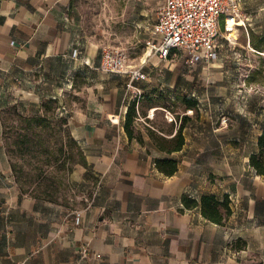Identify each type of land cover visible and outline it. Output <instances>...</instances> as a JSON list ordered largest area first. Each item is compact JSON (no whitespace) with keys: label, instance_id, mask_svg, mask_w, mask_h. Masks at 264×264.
<instances>
[{"label":"crops","instance_id":"obj_1","mask_svg":"<svg viewBox=\"0 0 264 264\" xmlns=\"http://www.w3.org/2000/svg\"><path fill=\"white\" fill-rule=\"evenodd\" d=\"M164 1L130 0L124 9L126 38L144 44L140 53L126 44L128 65L147 75L130 83L101 69L99 43L80 24L74 0H0V264H264V174L250 164L262 130L245 115L242 88L230 107L215 99L227 89H206L211 115L185 123L180 150H160L147 132L152 125L136 122L144 143L125 130L133 100L177 85L172 58L145 55ZM257 1L239 0L237 12L221 15L219 48L264 55V8L251 9ZM130 53L140 61L130 62ZM49 97L64 107L97 180L79 209L22 192L7 156L6 109ZM226 112L233 119H222ZM157 158L177 159L178 170L163 173ZM210 194L230 199L222 223L183 201Z\"/></svg>","mask_w":264,"mask_h":264},{"label":"rangeland","instance_id":"obj_2","mask_svg":"<svg viewBox=\"0 0 264 264\" xmlns=\"http://www.w3.org/2000/svg\"><path fill=\"white\" fill-rule=\"evenodd\" d=\"M130 0H74V6L79 12L80 24L87 34L99 43V50L105 48H122L126 52L143 51L142 42H131L126 38V15L124 9ZM261 1V2H260ZM258 0L251 9L264 8V0ZM140 0H134V5ZM126 44L129 48H126ZM220 49V51H219ZM218 57L210 61H197L193 66L180 57H173L178 74L175 89L167 91L166 87H156L153 100L141 99L139 106L143 110L138 125H152L156 130L164 131L168 136L181 122L191 118L204 119L207 97L203 96L206 89L228 90L227 96H216L224 100L230 107L237 100L233 90L242 88V105L258 121L257 132L264 125V55L251 50L218 47ZM130 62L140 61L138 54L130 53ZM188 79V80H187ZM187 88L185 93L182 92ZM192 91H189L191 90ZM190 95L198 100V108L187 109L182 101L176 99L175 93ZM195 92V96H192ZM238 95V94H237ZM73 96L71 95L70 98ZM52 98V97H49ZM39 106L36 103L25 107L22 103L12 105L3 114L4 142L13 175L20 190L38 198L61 202L73 209H79L90 201L97 184L96 177L88 169L84 153L72 137L68 122L62 107L56 103ZM45 100V101H46ZM138 100V98H137ZM155 108L154 110H151ZM249 109H253L250 113ZM47 115L45 121L32 122L33 116ZM223 118H231L225 113ZM221 120V117L220 119ZM20 175L25 183L22 189L18 182Z\"/></svg>","mask_w":264,"mask_h":264},{"label":"built area","instance_id":"obj_3","mask_svg":"<svg viewBox=\"0 0 264 264\" xmlns=\"http://www.w3.org/2000/svg\"><path fill=\"white\" fill-rule=\"evenodd\" d=\"M239 0H165L157 11V22L146 42L145 55L162 59L180 57L188 66L218 57L221 15L237 12ZM122 48H105L101 69L125 74L130 83L146 79L143 67L130 68Z\"/></svg>","mask_w":264,"mask_h":264},{"label":"trees","instance_id":"obj_4","mask_svg":"<svg viewBox=\"0 0 264 264\" xmlns=\"http://www.w3.org/2000/svg\"><path fill=\"white\" fill-rule=\"evenodd\" d=\"M155 93H156V88L153 89L150 94L145 95L142 99L146 98L148 101H151L153 100V95ZM176 99L182 101V103L185 105L187 109L198 108V104H199L198 100L192 98L190 95L178 94L176 95ZM45 100L43 105L49 106L51 103H56L57 107L59 106V108L62 107L64 109V107L60 105L59 100L57 98H49L46 101ZM138 101L139 100H137L136 98L129 104L124 127L130 139L137 138V140L140 143H144L142 131L138 129L136 125L137 120L143 114V110L139 109L138 105L140 104V102ZM46 116L47 115L33 116L30 117L28 120L36 123L38 121L47 120ZM61 120L67 123L68 122L67 115L66 117L61 118ZM188 120L190 119L188 118ZM186 122H181L176 128V132L173 135L171 134L172 136H168L164 131L156 130L150 127H147V132L160 150L171 153L173 151L182 149L185 144L184 127ZM75 142L78 144L76 140ZM250 164L257 171L258 174H264V126L262 127V132L258 138V151L251 155ZM156 165L160 171H162L167 175H173L178 170V160L175 158H157ZM17 178H18L17 179L18 182H20L22 186V189L23 188L25 189V183L23 182L22 177L18 175ZM22 192L26 193L24 190ZM183 201L184 204L189 208L200 206L204 216H206L210 220L219 223H222L225 217L231 212L230 199L228 196H226L224 200L221 201L216 195L213 194L203 195L201 200L198 201L194 198L184 195Z\"/></svg>","mask_w":264,"mask_h":264}]
</instances>
